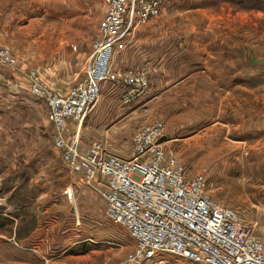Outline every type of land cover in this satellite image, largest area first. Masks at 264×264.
I'll return each instance as SVG.
<instances>
[{
    "label": "rangeland",
    "instance_id": "rangeland-1",
    "mask_svg": "<svg viewBox=\"0 0 264 264\" xmlns=\"http://www.w3.org/2000/svg\"><path fill=\"white\" fill-rule=\"evenodd\" d=\"M163 3L161 15L145 23L149 31L143 37L146 44L149 40L165 44V59L171 60L175 50L178 54L183 49L182 55H186L183 57H206L212 74L227 70L233 76L252 75L259 60L264 61V0H163ZM104 7L103 0H0V46L9 48L16 57L15 66L4 67V81L0 82L4 92L16 91L14 80L29 92L27 75L33 70L41 74L51 90L58 92L80 81L93 41L99 35L98 22ZM182 42L188 46H174ZM195 42L204 45L197 48ZM196 51L197 56H192ZM154 84L149 79L146 92L126 103L120 99V93L114 92L107 99L109 102L103 100L96 112L93 107L79 124L67 120L68 133L76 128L81 150L99 142L106 153L128 157L132 153V134L141 126L159 121L165 128V151L177 157L180 152L182 163L192 173L202 172L206 191L214 200L233 207L248 226L259 224L258 220H264V165L234 160L191 163L194 156L189 154L187 144L172 140V94L158 96L152 92ZM111 86L110 81L100 82L99 94ZM36 99L32 111L25 114L10 105L0 110V176H3L0 218L5 216L0 231L4 229L8 235L7 230L11 229L8 211L22 212L29 216L23 223L24 230L28 224L32 227L33 221L42 224L46 220L53 234L58 231L62 238L69 239L72 249L67 254L97 249L85 256L82 260L85 264H124L134 248L133 238L122 225L104 217L105 205L98 192L90 196L81 184L84 181L81 172L63 162L54 146L46 103ZM9 104L17 106L14 102ZM34 138L35 159L19 162L15 143L20 139L32 142ZM8 243L14 248L19 245L0 236V250H4L0 260L6 264L13 255L17 256ZM58 249L54 247L52 253L59 254ZM159 257L170 264H195L169 254L159 255L149 264H156ZM70 260L65 264H75L74 259Z\"/></svg>",
    "mask_w": 264,
    "mask_h": 264
},
{
    "label": "built area",
    "instance_id": "built-area-1",
    "mask_svg": "<svg viewBox=\"0 0 264 264\" xmlns=\"http://www.w3.org/2000/svg\"><path fill=\"white\" fill-rule=\"evenodd\" d=\"M103 2L99 35L80 81L58 92L37 71L27 76L29 92L46 103L63 162L98 192L104 217L133 238L124 264H149L162 254L195 264H264V241L233 207L210 196L202 172L192 173L176 154L165 151L163 139L159 141L165 137L163 123L138 128L128 157L106 153L99 142L81 150L76 128L68 133L67 120H82L96 104L100 82H112L125 103L148 89L147 67L125 66L122 58L137 26L161 15L163 0ZM15 65L12 51L0 46V82L4 67Z\"/></svg>",
    "mask_w": 264,
    "mask_h": 264
},
{
    "label": "crops",
    "instance_id": "crops-1",
    "mask_svg": "<svg viewBox=\"0 0 264 264\" xmlns=\"http://www.w3.org/2000/svg\"><path fill=\"white\" fill-rule=\"evenodd\" d=\"M146 24L137 26L124 50L122 62L130 67L148 66L149 79L153 81V84L156 83L152 87L153 93H157L158 96H167L171 92L173 142L187 144L189 154L194 156L192 159L189 157L191 163H198L201 160L206 162L234 160L238 163L264 165V61L259 60L253 68L252 75L233 76L229 75L227 70L224 73L212 74V70L207 68L206 57L204 59L183 57L186 56L182 55L185 53L183 49H180L178 54L175 50L173 58L167 60L168 58L165 59L166 56L163 54L166 52L165 44H154L151 40L148 44L144 43L146 38L143 34H147L146 30L149 31L144 26ZM202 43L195 42L194 46L198 48V45H204ZM174 46L184 48L188 45L185 46L182 42ZM196 54L197 51L192 56ZM14 82H16V91L9 92H4L3 84L0 83V110L10 105L23 112L22 114L32 111L31 105H35L37 99L27 90L25 91L21 83L17 84L15 80ZM114 92L113 88H110L107 92L100 93L93 111H98L103 100L110 98ZM12 102L17 106H11L9 103ZM41 114L43 111L40 112ZM49 133L51 136V132ZM27 141L28 143H25L20 139L17 144L15 143V148L21 153L17 156L19 162H32L35 159L36 139L34 138L32 142L29 139ZM8 146L11 147L10 144ZM181 155L178 152V158L182 162L184 158ZM2 177L0 176V179ZM81 184L90 196L95 194L83 182ZM8 212L11 213L6 214L10 220L11 229L7 230L8 235H5L2 229L0 236L7 241L12 239L19 244L14 248L8 243V247L17 253L16 257L13 255V258L8 260L9 264H65L66 261H71L70 259H74L75 264H85L82 260L89 253L97 250L92 248L83 254H72V252L67 254L65 252L72 249L71 246L69 247V239L62 238L58 231L57 234H53L52 227L49 229V222L44 220L42 224H39L40 222L33 221L32 227L28 224V228L24 230L23 223L29 216L22 215V212ZM4 217L0 218V226L3 224ZM258 223L252 224L251 228L264 241V220L261 222L258 220ZM40 226H42L41 230L38 231ZM72 241L75 242V240ZM55 244L60 251L56 250L59 252V254L56 253L57 255L52 253L54 247H57ZM26 246L30 248L25 250ZM3 253L4 250H0V254ZM1 261L0 264H6L5 261ZM156 264L170 263L163 262L159 257Z\"/></svg>",
    "mask_w": 264,
    "mask_h": 264
},
{
    "label": "bare ground",
    "instance_id": "bare-ground-1",
    "mask_svg": "<svg viewBox=\"0 0 264 264\" xmlns=\"http://www.w3.org/2000/svg\"><path fill=\"white\" fill-rule=\"evenodd\" d=\"M98 98H99V97H98ZM80 122H81V120L77 121L78 124H79ZM76 127H77V126H76ZM77 134H78V132H77ZM76 138H77V137H76ZM69 196H70L69 198H72V197H71V192L69 193Z\"/></svg>",
    "mask_w": 264,
    "mask_h": 264
},
{
    "label": "water",
    "instance_id": "water-1",
    "mask_svg": "<svg viewBox=\"0 0 264 264\" xmlns=\"http://www.w3.org/2000/svg\"><path fill=\"white\" fill-rule=\"evenodd\" d=\"M163 138H161L159 141H161Z\"/></svg>",
    "mask_w": 264,
    "mask_h": 264
}]
</instances>
